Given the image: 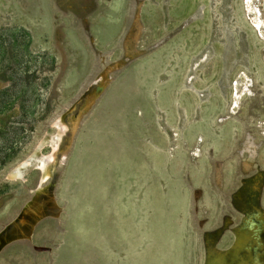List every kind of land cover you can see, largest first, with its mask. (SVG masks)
Here are the masks:
<instances>
[{
  "label": "rangeland",
  "instance_id": "374dc122",
  "mask_svg": "<svg viewBox=\"0 0 264 264\" xmlns=\"http://www.w3.org/2000/svg\"><path fill=\"white\" fill-rule=\"evenodd\" d=\"M58 130L0 264H206L264 210V0H0V231Z\"/></svg>",
  "mask_w": 264,
  "mask_h": 264
},
{
  "label": "bare ground",
  "instance_id": "6f19581e",
  "mask_svg": "<svg viewBox=\"0 0 264 264\" xmlns=\"http://www.w3.org/2000/svg\"><path fill=\"white\" fill-rule=\"evenodd\" d=\"M73 108L74 107H71L68 112ZM66 114L67 113L63 114L61 118L65 117ZM59 134L60 131L58 130L57 133L52 136L46 135L41 138L32 152L14 165L7 173V180L19 181L24 178L23 176L28 167L32 166V168L39 171V179L41 178V181L38 182L33 189V200L31 201L30 199V202L27 201L29 203L26 205L24 211L20 215L18 213L10 223L5 225L6 229L0 234V254L8 245L23 240H31L35 225L42 220L45 215L52 216L57 213L59 209L54 198L48 197L51 185H44L54 177V167L52 164H46L43 159L38 161L35 160V157L41 153L40 151L46 147L47 140L49 138L55 139ZM256 181L259 182V179ZM254 189L255 193H257L260 190L259 185L255 184ZM39 200H42L40 204H38ZM250 221L251 220H249L248 223H250ZM248 223H246V227ZM263 225L264 210L258 208L253 213L251 225L248 226L247 230L244 231L240 229L235 231L234 240L229 248L225 250L218 249L217 252H212L211 249L209 250L210 255L206 264H261L256 256L258 255L257 252L261 250V248H264V245L260 241L263 233ZM251 248L256 250V254L251 252Z\"/></svg>",
  "mask_w": 264,
  "mask_h": 264
},
{
  "label": "water",
  "instance_id": "95a60500",
  "mask_svg": "<svg viewBox=\"0 0 264 264\" xmlns=\"http://www.w3.org/2000/svg\"><path fill=\"white\" fill-rule=\"evenodd\" d=\"M40 181H41V178L39 179V182H40ZM32 200H33V196H32V198H31V201H32ZM29 202H30V200H29ZM29 202H27V203H25V204L23 205V207L21 208V210H20V212H19V215L24 211L26 205H27ZM5 229H6V227L3 228V229L0 231V234H1Z\"/></svg>",
  "mask_w": 264,
  "mask_h": 264
}]
</instances>
